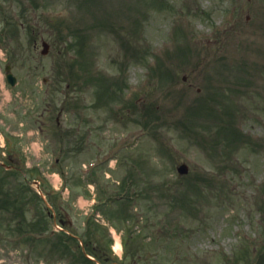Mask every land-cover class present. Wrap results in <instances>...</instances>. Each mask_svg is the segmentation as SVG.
<instances>
[{"label": "rangeland", "instance_id": "obj_1", "mask_svg": "<svg viewBox=\"0 0 264 264\" xmlns=\"http://www.w3.org/2000/svg\"><path fill=\"white\" fill-rule=\"evenodd\" d=\"M239 132L249 139L225 153L237 145L223 133ZM0 144L9 147L0 161L16 153L17 167L0 169V264H88L92 248L81 253L56 232L62 209L72 222L65 230L100 237L93 245L108 252L115 226L130 262H256L264 0H0ZM182 163L189 172L180 176ZM55 173L70 194L55 191ZM50 189L45 202L40 190ZM125 190L132 200L117 198ZM82 195L114 216L108 227L96 215L85 225Z\"/></svg>", "mask_w": 264, "mask_h": 264}, {"label": "water", "instance_id": "obj_2", "mask_svg": "<svg viewBox=\"0 0 264 264\" xmlns=\"http://www.w3.org/2000/svg\"><path fill=\"white\" fill-rule=\"evenodd\" d=\"M45 53H46V51H45ZM8 80L13 85L16 83V78L13 75H11V74L8 76ZM187 171H188V168L186 166H182V167L179 168V172L182 173V174L183 173H187Z\"/></svg>", "mask_w": 264, "mask_h": 264}, {"label": "bare ground", "instance_id": "obj_3", "mask_svg": "<svg viewBox=\"0 0 264 264\" xmlns=\"http://www.w3.org/2000/svg\"><path fill=\"white\" fill-rule=\"evenodd\" d=\"M116 251L118 252V253H120V251H121V245L118 243L117 245H116Z\"/></svg>", "mask_w": 264, "mask_h": 264}, {"label": "trees", "instance_id": "obj_4", "mask_svg": "<svg viewBox=\"0 0 264 264\" xmlns=\"http://www.w3.org/2000/svg\"><path fill=\"white\" fill-rule=\"evenodd\" d=\"M259 264H264V256H259Z\"/></svg>", "mask_w": 264, "mask_h": 264}]
</instances>
